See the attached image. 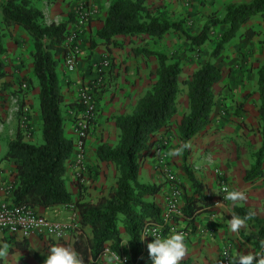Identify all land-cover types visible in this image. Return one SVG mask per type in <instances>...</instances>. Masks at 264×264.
<instances>
[{"label": "crops", "instance_id": "0c3cea01", "mask_svg": "<svg viewBox=\"0 0 264 264\" xmlns=\"http://www.w3.org/2000/svg\"><path fill=\"white\" fill-rule=\"evenodd\" d=\"M111 1L97 0V13L81 35L83 52L76 70L66 71L63 57L61 55L56 56L58 61L57 75L64 95V102L61 105L62 115L65 117L64 131L65 135L74 141V149L71 157L66 162L65 172V184L68 191L72 193L73 201L77 198L79 188L78 181L75 178L79 176L76 157L80 150L75 143L72 119H70L75 109L74 105L71 106L70 104L78 98L81 81L86 82L88 75L86 69L90 62L108 54L112 58L111 74L114 76L109 83V91L98 95V111L93 129L82 148L87 173L79 181L84 184V198L95 201L106 194L115 185L117 179L115 165L110 162L99 161L96 158V149L99 144L104 142L112 146L117 144L120 130L115 125L116 116L131 113L138 100L149 88L147 86L155 81V71L159 65L158 60L155 56H146L140 53V50L147 49L165 53L172 59H178L184 51L186 43L179 30L172 29L161 37L146 33L138 35L119 34L114 37L115 44L100 43L92 48L90 43L86 42V39L95 36L96 32L103 26ZM143 1L151 14L166 18L169 21H185L188 23L189 20L192 22L194 20L205 23L208 20V14L202 16V13L209 10L210 7H213L211 9H218L220 7L219 2L222 5H227L229 3H248L252 0ZM79 2L80 0H51L46 3L43 0L42 4L44 6L40 4L38 7L43 11L46 23L52 21L60 23L66 21L70 13L74 14ZM224 13L223 10L218 11L219 19L223 18ZM183 29L185 28L183 27ZM263 39L264 11L253 15L242 26L240 33L228 43L224 55L222 54L220 61H217V64L222 68V78L213 86L215 103L210 115V122L203 130L186 142L187 163L195 178L210 189L214 204L196 218L194 223L196 232L186 237V255L180 260L179 264H221L220 251L227 241L232 242L233 258H236L238 253H252L256 257L253 264H259L261 260H264V253H256L253 245L242 237V234H250L254 231L250 224L246 222L238 232H233L230 228L234 207H246L257 217L264 218V157L261 176L252 180H245L244 178L247 170L254 163V154L262 143V120L259 113L260 96L257 80L258 70L264 64ZM4 46L8 50H6L7 56L2 57V59L5 63H9L5 64L4 68L10 75L6 78L16 79V77H20L22 84L27 85L22 91L24 93L22 99L25 103V109L30 111V115H32L31 122H35L37 125L40 114L39 88L36 78L32 74V62H29L28 66H24V63L20 64V60L14 58L20 55L18 54L20 49L12 41L4 42ZM84 49L93 52L92 58H86ZM185 63L186 61H182V68L186 67L187 70L182 75V69L178 77L180 95L177 98V111L171 120L170 128L167 131L161 130L159 133L161 137L164 135L166 138L167 136L171 138L172 142L166 148L168 157L158 158L154 145L141 165L138 175L142 183L160 185L158 193L146 197V199L153 200L162 209V215L171 205L175 206L177 214H173V216H176L178 220H172V224L164 236L170 235L173 228L176 230L183 229L185 222L182 208L187 199L194 194L192 181L184 171L182 155L179 150V147L182 146V140L179 137L178 126L182 117L188 111L186 93L181 91L184 87L182 81L195 71L194 68H189ZM16 66L19 69H15ZM150 73H152V76H150ZM183 99L185 102L180 106ZM109 130H111V135L108 134ZM159 134L157 135L158 138ZM177 150H179L178 154H176ZM5 152L0 149V203L3 201L12 202L10 189L15 178L16 169L12 161L2 159ZM173 160L176 162H172ZM168 162H171L169 164L171 168L172 165L174 166V169H172L175 174H172L175 175V183L168 180L164 171V167L167 166ZM72 166L75 168H72ZM217 172L226 176L229 190L244 192L246 199L235 203L223 199L226 194H222L219 190ZM175 184L178 185L179 194L176 198H172L171 192ZM60 208L61 205H57L48 208H36V211L61 220L67 219L69 213L63 209L60 210ZM54 209H58L59 212L55 213ZM77 218L79 219L78 212ZM86 231L90 234L88 229ZM10 235L6 232H0V246L8 247L5 239ZM121 237L124 244H122V252L123 250L127 251L128 242H125L128 241V235L123 229L121 230ZM15 239L22 240L17 236H15ZM25 239L28 240L29 246L32 243H35L36 247L39 245V236L35 234ZM53 240L56 241L54 245L74 248L73 236L70 230L62 239ZM100 262L101 264H117L110 248L105 250Z\"/></svg>", "mask_w": 264, "mask_h": 264}, {"label": "trees", "instance_id": "16d2710c", "mask_svg": "<svg viewBox=\"0 0 264 264\" xmlns=\"http://www.w3.org/2000/svg\"><path fill=\"white\" fill-rule=\"evenodd\" d=\"M76 1V0H75ZM2 22L6 27L18 26L32 39V73L39 88V113L42 124V142L31 143L24 140L19 125L15 139L9 140L2 159L15 164V178L10 194L16 205L31 208H48L60 204H70L72 193L65 184L66 162L71 157L74 141L65 135L64 116L61 105L64 95L57 75V58L63 57V42L72 24L69 19L60 23H46L44 13L31 0H4L0 4ZM264 11V0H252L248 3L226 6L222 19L211 20L197 34L193 35L182 27V22H172L151 14L143 0H112L103 26L95 34L96 42L115 44L114 37L119 34H149L161 37L174 29L185 37L191 47L201 46L209 37V27L225 25L224 31L215 43L211 56H217L224 45L232 40L240 28L250 18ZM93 41V40H92ZM264 42V39L262 40ZM6 47L0 35V91L5 89L3 78L6 70L2 55ZM146 56H155L158 60L157 80L138 100L133 111L115 118L119 128V140L112 146L106 142L98 145L96 158L115 165L117 179L115 185L97 200H84L80 195L75 201L79 213V226L71 229L73 247L82 257L83 264H101L100 258L106 246L118 254L121 250V230L128 235V250L133 264H144L142 230L147 222H162V209L146 197L154 196L160 190L158 184H146L139 180V169L146 156L158 140L161 130H168L177 111V98L180 92L178 77L181 72L179 60H171L165 53L147 49L140 50ZM222 78L219 66L206 62L184 81L188 98V111L178 126L179 136L184 145L182 154L183 168L192 181L194 194L187 199L182 208L183 228L190 234L196 232L195 220L214 204L210 189L195 178L187 163L186 142L203 130L210 122L215 103L213 86ZM258 92L260 96L259 113L262 120V143L254 154V163L247 170L245 180L261 176L264 157V64L258 70ZM24 103L18 107L21 116ZM20 118L18 119V121ZM253 213L246 207H234L232 215L244 217ZM174 221L178 218L175 216ZM254 231L242 234L257 252L264 253V218L255 214L247 221ZM86 229L90 231L87 233ZM169 227L163 229V234ZM10 252L29 248L28 240H16L10 235L5 239ZM0 264H4L0 256Z\"/></svg>", "mask_w": 264, "mask_h": 264}, {"label": "rangeland", "instance_id": "374dc122", "mask_svg": "<svg viewBox=\"0 0 264 264\" xmlns=\"http://www.w3.org/2000/svg\"><path fill=\"white\" fill-rule=\"evenodd\" d=\"M42 1L43 0H31L32 4L37 6V7H38V5L42 4ZM45 1H46V3H49L51 0H45ZM2 2H4V0H0V4ZM201 2H203V1H201ZM218 4L220 5V7L218 9H211L213 7H210L209 10L202 13V16H205L206 14H208V20L205 23L194 21V20L192 22L191 20H189L188 23H186L185 21L182 22V26L185 28V30L187 32H189L193 35L197 34L205 25H209L211 23V20H219V16L217 14L219 10H223L225 12L226 6L228 4L222 5V4H220V2ZM233 4H235V3H233ZM42 5L44 6V4H42ZM70 14L73 15L72 16V24H73V22L75 21V17H74L73 13H70ZM68 19H69V17H68ZM72 24L69 26V30H70ZM225 27L226 26L222 25V24H218L216 26L211 25L209 27V37L205 41L204 44H202L201 46H195L192 48L191 45L189 44V41H187L185 39V42H186L185 48H184V51L181 53L180 58L172 59L170 56H168V55L167 56L170 57L171 60H179V62L181 64V68H182V61H186L185 64H187L189 66V68H194L195 71L201 65H203L206 62H211V63L219 66L217 64V61H220V57H222V54L224 55V50L228 46V43L231 40L227 44L224 45L223 49L220 51V53L217 56L212 57L211 54H212V51L215 47V43L219 39L221 33L224 31ZM11 28H13V29H11ZM15 28H16V30H15ZM241 28H240V30H241ZM240 30H239L238 34L240 33ZM0 35L2 36L3 44H4V42L8 43V42L12 41L14 44L18 45V47L20 49L18 54H20V55L18 57H14V58L16 60L18 59V61L20 60V64L24 63V66H28L29 62H32V59L30 56V52L32 50V39H31V37L18 26L6 27L2 22L1 7H0ZM96 41L97 40L95 39V36H92V37H89L86 39V42L90 43V45L92 42H96ZM80 43H82V39L80 40ZM98 44H100V43L98 42L96 45H98ZM10 46H11V44H10ZM6 50H8V49L6 48ZM6 52L7 51L4 52L2 57L7 56ZM82 52H83V48L81 45V53ZM84 52H85L84 55L87 56L86 57L87 59L92 58L93 52H88L85 49H84ZM21 56H23V57H21ZM80 57H81V54H80ZM105 58H108L110 60V65H108L106 68H104L103 71L100 73L101 76L103 74H104V76L102 77L101 86H100L99 91H98L99 94L100 93L102 94V93L109 91V89H110L109 83L114 78V76L111 74L112 58L108 54L100 56L99 59L90 62V65L86 69L87 74H88L86 82H89L95 78L96 70L98 68H100L101 63L103 62V60H105ZM225 59H226V57L224 58V61H225ZM79 61H80V58H79ZM221 61H223V60H221ZM3 63H4V66H5V64H9V63H5L4 61H3ZM16 68L19 69L17 66L15 67V69ZM182 69H183V72H182V75H183L184 71H186L187 69H186V67H183ZM182 69H181V71H182ZM221 70H222V68H221ZM7 72L8 71H6L5 78H3L4 82L6 83V87L2 91H0V149H2L3 152L6 151V149H7L8 141L15 139V131H16V128L18 125L22 131V134H23L25 141L31 142V143H41L42 142V124H41L40 114H39V120L37 122V125L35 124V122H31L32 115H30V111L25 109V103L23 102V99H22L23 95H24V93L22 91L24 90V88L27 87V85L22 84L23 82H22V80H20V77H16V79L6 78V77L10 76V75H8L9 72L8 73ZM155 75H156V71H155ZM191 75H189L187 78H185L182 81L184 87L181 91H183V92L185 91V93H186V85L184 84V81L186 79H188ZM24 76H26V75H24ZM150 76H152V73H150ZM156 80H157V75L155 77L154 83L156 82ZM83 82L84 81L82 80L80 84H82ZM154 83H151L149 86H147V87H149L148 89H150ZM178 95H180V94H178ZM78 96H79V90H78ZM186 97H187V95H186ZM78 98H76L70 104L71 106L74 105L73 107L75 109V112L72 115V118L70 116V119H72L71 120L72 121V128H73V132L75 135V143L77 141V138H76L74 126H75L76 121L82 115V109H83L81 107V105L79 104ZM21 102L24 103V108H23V112H22L21 116L19 117L20 120L18 121V119H19L18 118V107H19V104ZM183 102H185L184 99L181 101L180 106H182ZM187 102H188V98H187ZM177 103H178V101H177ZM15 108H17V109L15 110ZM94 120H95V118H94ZM94 120L91 123L92 127L89 131L88 136L90 135V133L93 129ZM3 128H4V130H3ZM108 134H110V135L112 134L111 130H109ZM88 136H87V138H88ZM170 142H172L170 137L167 136V138H166V136H164V135H163V137H161V135L159 134V138L156 141V143L154 144L158 158H160V157L167 158L168 157V153H167L166 148L170 146ZM179 150H180V154L182 155L184 152L183 142H182V146L179 147ZM186 150H187V148H186ZM187 155H188V152H187ZM172 162H176V161L173 160ZM169 164H171V162L167 163L166 169L169 172L174 173V171H173L174 166L172 165V168H173L172 169L169 166ZM72 168H75V167L72 166ZM81 177H82V175H79L78 178H75V180L78 181L77 185L79 184L78 185V187H79L78 193L76 196L77 198L80 195H82L84 198V184L80 183V181H79V179H81ZM77 198H76V200H77ZM84 200L86 201L85 198H84ZM75 201H72V204L75 205ZM174 217L175 216H173L172 218H174ZM78 224L79 223H77V226H79ZM181 230L182 229H180L178 231H181ZM227 242H230V241H227ZM54 243H56V241L51 239V238L39 237V245L36 247L35 243H32V245L30 244L29 248L26 249L25 251L24 250L23 251L22 250H15L13 252H10L8 247L0 246V250H4V254L0 255V256L3 258V261L5 264H44L45 258L47 256V254L49 253V249L51 248L52 245H54ZM122 244L123 243L121 242V250H122V247L124 245V244L123 245ZM109 248L112 250V248L110 246H106V249H109ZM232 250H233V248H232ZM146 252L147 253L144 254L143 259L144 260H150V258H148L149 257L148 249H146ZM112 255H113L114 259L116 260V263L119 264L118 263L119 259H117V258L119 257L120 254H118L112 250ZM122 255L130 257L129 250H127V251L123 250ZM130 260H132L131 257H130Z\"/></svg>", "mask_w": 264, "mask_h": 264}, {"label": "built area", "instance_id": "2783aa9c", "mask_svg": "<svg viewBox=\"0 0 264 264\" xmlns=\"http://www.w3.org/2000/svg\"><path fill=\"white\" fill-rule=\"evenodd\" d=\"M96 3L97 0H80L78 6L74 10L75 21L73 22L63 42V62L65 70L68 72L75 71L79 64L81 54V35L85 28L89 25L93 16L97 13ZM108 65H110V60L105 58V60L101 63L100 68L96 70L95 78L89 82H83L80 84L81 87L79 88L78 101L83 109L82 115L75 123L74 130L77 138L76 144L79 146L80 150L76 157V166L78 168L79 175L82 176L87 173V166L83 159L82 148L92 127L91 123L98 111V91L101 86L102 77L104 76V74L101 76L100 73ZM164 171L168 180L175 183V175L169 172L166 167H164ZM216 175L219 190L222 194H225L222 191V188L227 186L229 189L228 180L223 173L217 172ZM178 194L179 188L178 185L175 184L174 189L171 192V196L172 198H176ZM60 205V210L63 209L65 212L69 213V217L65 220L50 217L44 213H38L35 208L3 201L0 203V232H6L13 236L20 237L21 239L28 238L30 235L35 234L43 238L60 240L69 230L75 228L78 223V210L75 205L72 203ZM54 212L57 213L59 211L58 209H54ZM173 214H177V211L175 206L171 205L161 216L162 222H147L144 225L142 236L146 230L154 227L159 229V235L164 236L163 229L171 226ZM181 231L186 234V237L190 236V232L188 230L182 229ZM153 239L154 237L152 235H145L143 237L142 240L145 250L148 244L147 242H151ZM105 250L107 249L105 248ZM119 257V264H133V261L130 260L129 256L122 255L121 253ZM220 260L221 264H232L233 254L231 242H226L222 247L220 251ZM144 264H151V260H145Z\"/></svg>", "mask_w": 264, "mask_h": 264}, {"label": "clouds", "instance_id": "9594fccd", "mask_svg": "<svg viewBox=\"0 0 264 264\" xmlns=\"http://www.w3.org/2000/svg\"><path fill=\"white\" fill-rule=\"evenodd\" d=\"M179 150H177L178 154ZM226 194L223 199L232 201H243L246 199L245 193L240 190H229L227 186L222 188ZM254 213H249L244 217L239 215H232L230 228L233 232H238L241 226L252 218ZM159 229L154 227L144 232V235H152L154 239L148 243L147 249L151 259V264H179L180 260L186 255V234L183 231H178L175 228L171 230L168 236H161L158 234ZM126 241L125 243H127ZM4 254V250H0V255ZM117 259H120L119 257ZM256 259L252 253H238L236 258H233L232 264H253ZM44 264H83L80 254L70 246L54 245L49 249ZM259 264H264L261 260Z\"/></svg>", "mask_w": 264, "mask_h": 264}]
</instances>
